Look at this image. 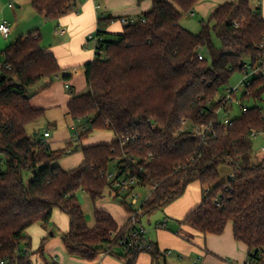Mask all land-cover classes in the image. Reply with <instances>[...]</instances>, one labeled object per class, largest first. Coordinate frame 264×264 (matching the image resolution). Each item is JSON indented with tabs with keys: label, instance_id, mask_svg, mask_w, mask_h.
Returning <instances> with one entry per match:
<instances>
[{
	"label": "trees",
	"instance_id": "1",
	"mask_svg": "<svg viewBox=\"0 0 264 264\" xmlns=\"http://www.w3.org/2000/svg\"><path fill=\"white\" fill-rule=\"evenodd\" d=\"M152 2V9L136 22L124 24L131 17L120 18L121 33L97 29L103 37L102 53L97 51L86 65L87 90L74 94L68 104L74 119L87 122L80 141L94 129H108L116 135L110 144L51 150L35 141L38 137L33 140L28 126L43 117L44 109L32 107L35 93L30 89L44 78L53 80L61 72L59 61L42 44L38 30L1 53L0 261L48 264L31 259L20 246L27 238L25 231L36 222L48 226L56 208L70 219L62 235L69 254L94 261L122 246L118 258L125 264H137L144 251L151 254L152 262L158 261L165 251L152 241L150 250L137 248L135 244L144 240L137 233L132 236L131 224L119 226L107 210L96 208L95 226L87 224L80 191L96 203L110 188L132 211L127 196L115 192L102 175L115 162L118 174L122 168L139 178L140 188L154 187L141 206L139 224L143 215L167 206L191 183L199 182L201 201L181 224L206 236L222 234L231 222L235 239L249 248L248 261L264 264V157L253 159L251 136L253 131L264 132V118L256 105L228 124L216 115L221 90L232 76L242 72L247 62L252 67L264 65V17L260 9H252L250 0L227 2L208 21L201 19L200 32L194 33L181 20L199 0ZM32 3L47 19H57L71 9V0ZM213 34L220 46L215 45ZM248 88L243 100L253 96L264 101V75L255 77ZM196 128L203 136L196 134ZM133 135L139 136V143L122 148V138ZM79 148L85 158L81 165L68 171L55 165ZM148 153L153 158L147 161ZM223 165L233 172L226 181L219 174ZM24 174L30 175L28 183ZM127 238L131 245L122 243ZM45 241L37 251L44 250ZM26 245L31 246L29 239Z\"/></svg>",
	"mask_w": 264,
	"mask_h": 264
},
{
	"label": "crops",
	"instance_id": "2",
	"mask_svg": "<svg viewBox=\"0 0 264 264\" xmlns=\"http://www.w3.org/2000/svg\"><path fill=\"white\" fill-rule=\"evenodd\" d=\"M32 2L33 0H0V23L4 19H7L11 23L12 32L10 37L13 36L14 42L20 37L27 36L38 30L42 37V44L45 48L52 51L59 61L61 72L55 76L53 80L49 78L42 79L39 83L34 85L30 91L31 93H35L31 99L32 107L44 109L43 117L36 121V123H40L42 129L35 132L36 129H38V125L35 123L32 126L35 136L38 137L35 141H41L42 143L45 141L51 150H61L65 149L69 142L73 141L75 144L80 142V140H78L79 136L85 128L84 124L87 123L85 120L79 119V123H77L78 121L74 119L69 112L68 104L74 94H80L87 90L86 65L95 59V51L85 47V42L89 33L95 32L99 27L113 34L121 33L124 25L120 18L138 17L150 11L153 7V2L152 0H144L139 4L137 0H116L115 2L113 0H106L108 5L104 6V9L102 8L100 11L96 9L97 0H71L70 11L57 19H47L46 16L39 14L35 10ZM227 2H236V0H199L194 6L193 11L194 13L199 11L204 16L211 17L220 5ZM10 3H14V7H10ZM259 4L261 6V9H259L264 17V0H259ZM119 6H125L124 11L118 10L117 7ZM175 6L178 8L177 5ZM251 7L253 9L252 5ZM101 13H104V18H101ZM53 20H55L54 22L56 23L53 33L54 39H50L48 33L46 34V39L44 38L45 34L42 32L44 27L46 28L44 22ZM181 23L183 24L182 21ZM32 28L34 31H32ZM59 29L63 30V32L58 33L57 30ZM7 39L0 34V53L9 45ZM48 83H50V85L45 87ZM67 84L70 85V89L66 86ZM79 127L82 128L79 129ZM47 130L50 131V136L45 137L44 133ZM97 130L108 131L112 136L109 138L101 136V134L98 136H88L84 138L81 143L83 147L113 142L116 139L112 130ZM68 157L59 159L55 162V165L68 171L81 165L85 159L82 150L72 153ZM94 205L95 209L99 208L110 212L121 227L125 225L126 221H120L112 210L105 209L104 207H97L96 203H94ZM191 208L193 207L190 206L187 214ZM85 216L89 227H94L96 224L95 214L94 219L87 216V213H85ZM44 227L47 228L45 225ZM185 227L188 231L187 233L193 237L190 238V240L200 244L199 257H201L206 264H245L248 261L249 248L243 242L235 239L233 224L231 222L227 224L225 231L220 235L207 234L205 236L203 233L191 227ZM156 244L161 252L171 250H162L159 242ZM174 245L182 247L180 243ZM40 255L34 258L44 263L45 259L41 258ZM171 255L163 254L165 257ZM76 259L77 258H73L71 264H79L80 261H82ZM84 262L87 264L86 260H84ZM97 262L98 259L91 264H97ZM137 264H146V259L137 261ZM148 264H153L151 256L148 260Z\"/></svg>",
	"mask_w": 264,
	"mask_h": 264
},
{
	"label": "rangeland",
	"instance_id": "3",
	"mask_svg": "<svg viewBox=\"0 0 264 264\" xmlns=\"http://www.w3.org/2000/svg\"><path fill=\"white\" fill-rule=\"evenodd\" d=\"M97 1L102 5L103 9L104 6L108 5V3H106V0H97ZM113 1L115 2L116 0ZM250 5L253 6L254 10L259 8L261 9L259 0H250ZM117 9L120 11H124L125 6H119L117 7ZM209 17L210 16H204L199 11H196L194 15H191V13L187 12L184 13L181 21L183 22L185 27H188L189 30H191L194 33H198L200 32L201 29L200 20L205 19L206 21H208L210 19ZM54 21L55 20L44 22V25L46 26V28L44 27V30L42 31L45 34L44 38L47 37L46 34L48 33L50 39H54L53 33L56 26V23ZM32 31H34V29ZM213 35H214L213 38L215 45L220 46L221 45L220 40L217 38L215 34ZM7 40L9 44L14 42L13 36L8 38ZM85 47L87 48L86 45ZM105 55L106 54H103V57ZM242 77H243V72L237 71L232 76L228 85H226L223 88V90H221V93H224V91L228 87H236L241 81ZM244 93H245V89L240 88L236 92L237 99H240V97ZM242 104L246 106L256 105V106H260L261 108H264V101L255 99L253 96L246 97L244 100H242ZM229 108L230 111H228V113L222 112L220 114L219 119H223L225 116H227V114L231 118L240 117V115L242 114L241 106L236 104V102L229 103ZM35 123L36 122L31 123L28 126V131L30 132V135L33 140L36 138L35 133L32 129V126ZM77 123H79V121ZM36 124L38 125V129H36L35 132L39 131V129H42V126L40 125L39 122H37ZM81 128L82 127H79V129ZM99 134H101V136H105L106 138L112 136V134L108 131H101L97 129L90 131L88 136H92V135L98 136ZM82 141L83 139L76 144L73 141L69 142L68 146L65 149L82 145L81 144ZM252 141H253V157H254L253 159L263 158L264 150L262 148L264 146V133L258 134L256 137H253ZM111 142H106V143H111ZM80 150L82 149L79 148L77 151ZM77 151L73 153H76ZM71 154L66 155L63 158H66ZM3 168L6 169V165H3ZM109 171L117 173L115 162L114 163L112 162L110 164ZM219 174L221 180L226 181L229 176L233 175V172L229 166L223 165L219 168ZM29 178H30L29 174H24L25 183H28ZM153 188H154L153 186L152 187L146 186L144 188H139L141 197H140V201L135 206L131 207L130 202L128 200L129 198L125 199L127 204L132 208V211L138 210L137 217L139 214H141L142 212L141 206L150 196L151 192H153ZM200 195H201L200 183L193 182L187 187L185 193L181 197L177 198L176 200H174L173 202H171L170 204H168L163 208L156 209L151 213L142 216V221H141L142 225L146 228L148 237L151 239V241L155 243L159 242L162 250L171 249V251L173 252L171 256L165 257L162 255L161 258L158 261L153 262V264H194V260L199 258V249L201 246L196 241L190 240V238L193 237H191L190 234L187 233L188 231L186 230L185 225H182L181 222L184 220L190 206L194 208L197 204L200 203ZM78 197L80 198L79 201L82 204L84 212L87 213V216L92 217L94 219L95 205L90 195L84 193L83 191H80L78 192ZM96 205L97 207H104L105 209L107 208L112 210L120 221H126L125 225H123L125 228L131 224L130 222H131L132 211L127 212L125 207L120 203V200L114 197V194L112 193L110 188L105 191L104 197L99 199L96 202ZM166 219L168 220V227L167 228L161 227V224L164 223ZM69 223H70L69 216L61 209L56 208L54 211V215L51 219V222L49 223L47 228L44 227L42 222H36L25 231V235L27 238L26 240H23L21 242V246H20L21 249H25V250L28 249L26 253L31 259H36L34 257L41 254L40 257L45 259L44 262H47L48 264L54 263L53 258L55 257V255H57V258L55 259V263L59 262L60 264H71V262H73L72 261L73 258H77L76 260H82L80 261L79 264H86V262H84L85 259H82L80 257H75L66 251V247L64 245L62 235L65 231L69 229ZM44 238H46L45 247H44L45 250H43L42 252L37 251V249L41 246V243L44 240ZM28 239L31 242V246H29V248H27L28 246L26 245ZM176 243L177 244L180 243L182 247L175 246L174 244ZM123 251H124V247L115 246L111 254L109 253V254L100 255L97 258L98 262L99 264H125L123 260L118 258V255L123 253ZM150 256L151 254L147 251L141 252L138 261L146 259V264H148V260L150 259ZM166 258H167V262H166ZM86 261L87 264H91L93 262L88 260Z\"/></svg>",
	"mask_w": 264,
	"mask_h": 264
},
{
	"label": "built area",
	"instance_id": "4",
	"mask_svg": "<svg viewBox=\"0 0 264 264\" xmlns=\"http://www.w3.org/2000/svg\"><path fill=\"white\" fill-rule=\"evenodd\" d=\"M10 7H14V3H10L9 4ZM96 9L100 10L102 9V5L97 2L96 4ZM191 15H194L195 13L192 11L190 12ZM104 13H101V18H104ZM138 20L137 17H131L130 19H124L123 23L124 24H129L132 22H136ZM143 21H145L144 19H142ZM97 31V30H96ZM90 32L87 40L85 42V45L87 46L88 49H92L95 51V53L97 51H99V53H102V51L100 50V45L101 42L103 40V37L98 35L97 32ZM12 32V27H11V23L7 20L4 19L1 21L0 23V34L1 36H3L5 39L9 38ZM58 33H62L63 30L59 29L57 30ZM93 46V47H90ZM264 46V44L262 45ZM203 54L201 53L199 55L200 59H203ZM2 54L0 53V60H1ZM1 64V61H0ZM264 65H258L256 67H252L251 64H249L248 62L244 64L243 66V77L241 79V81L239 82V84L236 87H228L224 93H221L220 95V99H221V104L219 109L216 112V115L218 116V118H220V114L222 112H226L228 113V111H230L229 108V103H234L236 102V104L241 106L242 112H245L248 110L249 106L243 105L242 104V97H240V99H237L236 97V92L240 89V88H244L245 92L249 95V88L248 86H250L252 84V81L255 77H259L261 75H264V69H263ZM69 89H70V85L67 84L66 85ZM260 112L262 117L264 118V108L260 107ZM79 120H81L79 118ZM233 120V118L229 117L228 114L227 116H225L223 119H220V121H222L224 124H228L231 123V121ZM185 123V121H183ZM194 131L196 132L197 135H202V132L200 131L199 128L194 129ZM264 133L263 131H253L251 132V136L252 137H256L258 134H262ZM45 137L50 136V131H46L44 133ZM203 136V135H202ZM139 136L138 135H133L132 137H127V138H122V147H127L129 144H134V143H139L138 142ZM44 145H47L46 142H43ZM264 150V146L262 148ZM153 158V154L152 153H148V155L145 157V159L151 160ZM1 159V157H0ZM117 161V160H116ZM121 173L118 174L115 172H110V171H106V172H102V175L105 176L112 185V188L114 189L115 192H118L121 196H127V198H129V202L131 207L135 206L136 204H138V202L140 201V191H139V186H141L139 184V178L137 176H132L130 174H126L123 172L122 168H121ZM119 171V172H120ZM123 172V173H122ZM233 176V175H231ZM138 210L132 211L131 212V232H132V236H134V234H138L143 240L144 242H137L135 244V246L137 248H139L140 250H150L152 248L151 245V240H149L148 234H147V230L146 228L139 224L138 218H137V212ZM168 226V221L165 220L164 223L161 224V227L167 228ZM136 227L138 228V232L135 230ZM150 241V242H149ZM123 244H130L131 242L129 241V239L127 238L126 240L122 241ZM128 247V246H127ZM26 251H28V249H26ZM166 255H171L172 251L171 250H166L165 251ZM57 258V256H55L54 259V263L53 264H60L59 262L55 263V259ZM0 264H9L8 261L6 260H1ZM30 264H39L37 262H32ZM194 264H206L204 262V260H202L200 257L198 259L194 260ZM245 264H252L251 261H247Z\"/></svg>",
	"mask_w": 264,
	"mask_h": 264
},
{
	"label": "water",
	"instance_id": "5",
	"mask_svg": "<svg viewBox=\"0 0 264 264\" xmlns=\"http://www.w3.org/2000/svg\"><path fill=\"white\" fill-rule=\"evenodd\" d=\"M53 234V233H52Z\"/></svg>",
	"mask_w": 264,
	"mask_h": 264
}]
</instances>
